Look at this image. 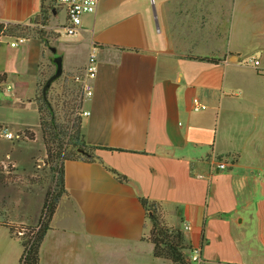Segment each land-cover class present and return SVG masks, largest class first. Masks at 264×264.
I'll list each match as a JSON object with an SVG mask.
<instances>
[{
	"label": "crops",
	"instance_id": "obj_1",
	"mask_svg": "<svg viewBox=\"0 0 264 264\" xmlns=\"http://www.w3.org/2000/svg\"><path fill=\"white\" fill-rule=\"evenodd\" d=\"M240 21L264 22V0H98L73 35L56 0H0V22L28 29L0 65V87L11 90V75L22 85L13 99L29 87L35 93L59 55V78L80 86L81 113L89 111L81 114L83 139L101 158L64 161L66 192L39 264H172L143 239L150 222L140 198L183 232L188 257L200 248L190 264H264V72L242 64L228 42ZM93 50L87 95L78 78ZM193 97L207 108L192 110ZM32 119L0 112L2 127L41 134ZM18 181L0 182V264H19L22 255L4 223H36L42 207L35 218L24 211L30 183Z\"/></svg>",
	"mask_w": 264,
	"mask_h": 264
},
{
	"label": "trees",
	"instance_id": "obj_2",
	"mask_svg": "<svg viewBox=\"0 0 264 264\" xmlns=\"http://www.w3.org/2000/svg\"><path fill=\"white\" fill-rule=\"evenodd\" d=\"M33 30L44 38L37 29ZM27 31L26 27L18 25H9L3 29L0 24V33L2 34L20 36ZM202 59L215 60L209 57H203ZM45 81V78L40 81L35 96L30 100H33L36 104L45 154L49 160V167L54 172L53 184L47 188L36 223L23 227L4 223L9 234L16 237L22 245V255L19 264H39L41 243L46 232L50 229V222L58 202L66 192L64 161L68 159L85 161L101 159L98 155L99 148L86 144L83 139L80 86L67 80L62 82L58 77L52 82L45 96H43L42 86ZM1 127L2 125H0ZM18 135L20 136L18 139H33V134L29 130L19 132ZM11 167L13 166L8 165L4 168L0 166L1 183L8 184L16 179V176L13 175L15 169ZM108 169L117 178L124 180V176L116 170L110 167ZM27 180V183L30 184L41 183V181H38L39 179H32L29 176ZM140 201L150 222L149 231L144 233L143 239L152 243L153 256L166 259L172 264H190L187 254L189 245L183 232L178 227H170L163 221L157 203L146 198H140Z\"/></svg>",
	"mask_w": 264,
	"mask_h": 264
},
{
	"label": "rangeland",
	"instance_id": "obj_3",
	"mask_svg": "<svg viewBox=\"0 0 264 264\" xmlns=\"http://www.w3.org/2000/svg\"><path fill=\"white\" fill-rule=\"evenodd\" d=\"M19 36H9V35H2L0 37V65H5L6 58H11L15 55L18 51L19 47L22 46V43L17 45L15 48H11L10 42H15ZM27 39L25 38L24 42ZM233 48L240 52V62L242 64H253L252 60L255 57L264 58V22H257V21H240L237 23V29L235 32L234 37L229 38L228 41ZM7 46H10L8 48ZM261 48V49H259ZM9 49V50H8ZM262 53L260 55L258 53ZM59 55H56L58 57ZM18 64V62H17ZM41 67V65H40ZM261 71V70H260ZM264 72V71H261ZM12 79H15L13 76H9V84H11V90H6L4 87H0V105L7 104L12 106H5L4 108H0V112L5 113L7 118H23L31 120V118L37 119L36 116V104L35 102L28 101L25 99L28 96H35L37 91V87L35 88V93H31L30 87L27 88L26 97L23 99L20 98H12L11 92L15 88V86H19L21 88V84L17 82H13ZM24 81H26L24 79ZM27 83V82H25ZM8 84V83H6ZM26 87V85H23ZM32 94V95H31ZM23 100V101H22ZM24 102V104L22 103ZM23 104L21 107L20 104ZM21 108L20 111H16L17 108ZM32 119V120H34ZM38 120V119H37ZM5 128V127H1ZM40 132H37L36 129H33V139L28 140L25 138L20 139H7L3 136H0V163L2 165L8 166L14 164L15 167H11L14 170L13 175L16 176V179H19L18 184L21 185L24 183L27 184V177H31L32 179H39L38 181L41 183H31L29 190L31 193L28 195V198H25L24 204V211L29 215L35 218V215L42 205V201L44 199V195L49 188L53 184V176L54 172L49 167V160L45 154L44 144L42 139V131L39 126ZM8 131L15 134L13 128L10 130L7 128ZM9 156H8V155ZM9 162H11L9 164ZM0 165L4 168V166ZM27 190V188H25ZM16 199L18 200L17 196ZM34 224V222L30 223Z\"/></svg>",
	"mask_w": 264,
	"mask_h": 264
},
{
	"label": "built area",
	"instance_id": "obj_4",
	"mask_svg": "<svg viewBox=\"0 0 264 264\" xmlns=\"http://www.w3.org/2000/svg\"><path fill=\"white\" fill-rule=\"evenodd\" d=\"M56 2L62 6L65 7L67 11V25L65 27V31L68 35H73L76 33V31L79 29V27L82 24V17L86 13H92L95 11L98 0H56ZM2 25V28L5 29L8 25L5 22H0ZM2 36V33H0V37ZM1 40V39H0ZM25 38L19 36L15 42H10L11 46H17L20 43L24 42ZM253 64L258 67L261 71H264V65H262L261 61L259 59L253 58L252 60ZM97 73V65H96V57L94 50L92 53H90L87 63L84 68V74L81 76V87L85 94L90 95L92 93V80L95 78ZM10 88V86H8ZM207 108V105L199 100L198 97L192 98V110L194 111H200ZM83 115L89 114V111H83ZM0 135L7 138V139H18L20 136L18 133H12L7 130V128H0ZM219 168H224L225 163L220 162L218 164ZM184 229L189 230L190 225L184 224ZM21 232V231H19ZM189 259L191 261H197L200 257V248L194 247L190 251Z\"/></svg>",
	"mask_w": 264,
	"mask_h": 264
},
{
	"label": "water",
	"instance_id": "obj_5",
	"mask_svg": "<svg viewBox=\"0 0 264 264\" xmlns=\"http://www.w3.org/2000/svg\"><path fill=\"white\" fill-rule=\"evenodd\" d=\"M53 51H55L54 48H52ZM54 62L56 64V69L55 71L46 79V81L44 82L43 86H42V93L43 96H45L46 91L48 90V88L50 87V85L52 84V82L58 78L61 73H62V62H61V57L58 56L54 59ZM82 151V150H79Z\"/></svg>",
	"mask_w": 264,
	"mask_h": 264
}]
</instances>
